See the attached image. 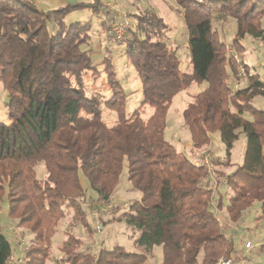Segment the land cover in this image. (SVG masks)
<instances>
[{
	"label": "trees",
	"instance_id": "trees-1",
	"mask_svg": "<svg viewBox=\"0 0 264 264\" xmlns=\"http://www.w3.org/2000/svg\"><path fill=\"white\" fill-rule=\"evenodd\" d=\"M176 3L188 34L192 74L181 70L177 50L161 39L168 27L157 14L132 16V25L118 40L110 34L118 15L103 0L52 10L29 0H0V83L9 99L6 121L0 118V264H12L21 255L5 233L3 214L33 236L23 264H47L67 212L73 209L90 228L82 209L93 202L87 192L110 202L125 165L130 187L141 198L118 221L132 229L134 239L139 234V252L116 246L94 255L82 250L81 237L68 233L60 246L62 263L146 264L148 255L161 248L162 264H219L232 260L237 247L229 231L256 203L262 213L256 221L263 222L264 111L253 102L264 98V80L243 58L249 86L234 89L230 78L241 76L215 25L235 21L232 44L243 56L247 38L264 41V0ZM83 11L99 17L107 41L124 45L127 64L141 80L142 105L129 117V96L113 52L106 47L102 62L94 61V22L67 23ZM204 80L208 88L183 112L192 152L208 148L219 134L230 157L245 135L242 163L232 173L216 171L217 187L231 191L228 201L221 192L216 199L210 179L204 181L203 161L190 159L165 139L174 98ZM103 85L110 92L107 99L101 96ZM88 89L95 93L89 95ZM103 106L116 113L115 125L107 123ZM147 107L153 113L145 120ZM41 163L46 176L39 179ZM221 165L217 159L215 166ZM224 209L227 227L216 214ZM119 211L112 208L107 214Z\"/></svg>",
	"mask_w": 264,
	"mask_h": 264
},
{
	"label": "rangeland",
	"instance_id": "rangeland-1",
	"mask_svg": "<svg viewBox=\"0 0 264 264\" xmlns=\"http://www.w3.org/2000/svg\"><path fill=\"white\" fill-rule=\"evenodd\" d=\"M34 1L36 2V0ZM103 1L118 15L119 18V21L113 25L112 30L115 28L119 29L118 26H122L126 18L131 26L133 22L132 16L140 13H154L163 18L168 28L161 39L166 40L173 49L177 50L176 52L178 53L181 61V70L187 74L194 73L188 43V34L182 19V14L178 11L176 0ZM33 4L36 5V3ZM98 18V16L92 14L90 11H83L71 15L68 18L67 23L94 22L95 25L92 27L94 29V61L99 65L103 58L107 55V48L113 52L114 59L117 63V70L120 73V80L122 81V84L129 96L128 106L126 108L127 115L129 117L142 105V83L135 72L134 67H131V69L127 64L129 62L126 58L124 45H118L115 42L106 40L105 36L101 32L100 26L98 25L100 21ZM215 29L220 33L222 39L228 44V57H232L231 50H234L238 54L239 52L235 50L232 44L236 33L235 21H230L228 23L218 22L215 25ZM111 36H113V34H111ZM122 38L118 40H122ZM245 43L246 51L243 56L241 53H239V55L242 59L244 58L243 60L245 63H249L252 68H257L258 73L264 80V41L247 38ZM98 69H101V67ZM231 73V69H229V74ZM229 82H231L235 90L242 88L246 89V87L249 86L245 76H241L240 79L230 78ZM97 85L100 86L99 83ZM208 86L209 82L205 80L194 82L190 87L177 94L168 112L165 139L175 146L179 152L184 153L190 159H198L199 161L204 162V158L210 157L208 160L212 162L213 169L210 176L207 175L204 181L207 182L208 179H210L209 181H211L212 187L215 188L216 199L218 193L221 192L224 200L228 201L231 197V191L223 185L217 187L216 171L223 174L232 173L236 167L242 163L246 146L245 135H240L239 140L234 145V149L232 150L230 157H227L226 155L225 147L220 140L219 134L215 135V142L208 146V148L203 151H199V153L196 154L191 150L193 148L191 134L188 127L184 124V110L193 102L195 96L203 91L205 92ZM101 90H104L101 91L102 97L106 99L110 97V92L108 93V91H105V85H103ZM94 93V91L88 89L89 95H93ZM8 100L7 93L5 92L3 85L0 83V118L4 121H6L7 117L5 105ZM253 106L264 111V98H257L253 102ZM102 110L109 126L115 125L117 121L116 113L111 112L110 109H106L105 106L102 107ZM152 113L153 110L147 107L144 119L147 120ZM244 117L248 121L253 120L249 113H246ZM217 159H220L223 162V165L216 167L215 161ZM44 166V163H41L36 168L39 179L46 176V168ZM84 186L87 187L88 185ZM114 192L115 193L113 194L110 202H104L102 199L98 198L92 190L87 192L89 197H93V202H90L87 205H82V209L87 215V222L90 224V228L88 229L83 223L84 220L81 218L77 219L75 217L76 214L73 209L67 212L65 218L61 221L59 227L57 228L52 248V257L47 264H64L61 261L62 253L60 252V246L68 238V233H74L78 237H81L83 241L82 250L94 255H97L101 248H114L116 246H120L130 252H139V249L135 246V240L138 238L139 234L136 233L137 235L134 239V232L132 229L126 223L118 221L120 215L129 210L131 206L130 204H133L136 200L141 198V194L132 190L130 187L126 165L121 177V183ZM112 208L120 209L119 213L110 212L107 214V212ZM216 214L223 225L227 227L228 218L225 209L222 211L216 210ZM261 214L260 203H256L245 213V216L240 223L233 230L229 231V233L235 237L237 247V250L231 260V264H264V251H262L263 249H260L264 247H260L262 242L264 243V220L261 224H258L256 221ZM1 219L2 223H4L3 227L5 233L11 238L15 247L17 246V249L20 244L19 239L23 240V254L20 250L19 252L21 255L18 254L19 256H17L16 259L13 258L11 261L12 264H23V258L25 257L24 252L33 243V236H31L28 231L19 228L17 223L9 220L5 214L2 215ZM250 238L254 247L252 249H247L246 243L249 242ZM17 258L19 259V263L17 262ZM162 261L163 254L161 248H155V250L148 255L146 264H162Z\"/></svg>",
	"mask_w": 264,
	"mask_h": 264
},
{
	"label": "built area",
	"instance_id": "built-area-1",
	"mask_svg": "<svg viewBox=\"0 0 264 264\" xmlns=\"http://www.w3.org/2000/svg\"><path fill=\"white\" fill-rule=\"evenodd\" d=\"M29 1L32 3H36L34 0H29ZM129 27H130V23H129L128 19L126 18L124 24L120 27L118 26L119 29L115 28V29L111 30L110 33L113 34V36L116 37L117 39H121ZM231 55L235 60L237 73L240 76H245L247 71H246V67L243 64L242 57L239 55V53L237 54L234 50H231ZM209 158L208 157L204 158L203 163H204L205 168L207 170V174L210 176V174L212 173L213 165H212V162H210L208 160ZM19 243L20 244L18 246L19 247L18 250L19 251L21 250L20 252L22 253V250L24 249L23 248V240L19 239ZM253 247H254V245H253L252 241L249 240V242L246 243V248L252 249ZM219 264H231V261H226V260L222 259Z\"/></svg>",
	"mask_w": 264,
	"mask_h": 264
},
{
	"label": "crops",
	"instance_id": "crops-1",
	"mask_svg": "<svg viewBox=\"0 0 264 264\" xmlns=\"http://www.w3.org/2000/svg\"><path fill=\"white\" fill-rule=\"evenodd\" d=\"M78 1L77 0H36V4L43 9L52 10V9L62 7L68 3H75ZM250 240H251V238H250ZM262 246H264L263 242H262V245H260V247H262Z\"/></svg>",
	"mask_w": 264,
	"mask_h": 264
}]
</instances>
